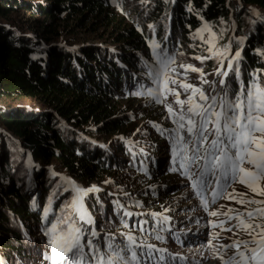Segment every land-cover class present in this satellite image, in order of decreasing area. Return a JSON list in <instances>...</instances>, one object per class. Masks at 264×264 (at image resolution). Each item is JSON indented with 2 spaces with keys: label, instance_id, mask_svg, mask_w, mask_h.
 <instances>
[{
  "label": "trees",
  "instance_id": "obj_1",
  "mask_svg": "<svg viewBox=\"0 0 264 264\" xmlns=\"http://www.w3.org/2000/svg\"><path fill=\"white\" fill-rule=\"evenodd\" d=\"M111 1L0 0V101L7 103L0 104V128L4 131L0 135L2 264H47V230L52 224L58 225V231L66 228L65 222L77 226L76 220H68L65 210L71 193L62 189L64 181L48 169L52 163L56 173L83 188L97 185L118 194L115 198L100 193L85 201L100 232L108 236L117 233L116 241H124L125 234L141 240L130 229L135 225L159 233L161 223L155 217L130 219L117 202L136 211L135 199L142 197L153 206L158 190H150L157 172L154 156L158 149L166 157L170 154L167 136L172 139L173 132L158 128L161 107L153 100L143 101V94H134L154 84L149 67L159 65L150 47L153 40L174 57L169 71L191 64L205 75L219 66L228 51H240L239 59L232 61L239 67V78L230 71L225 79L230 98L241 84L247 87L253 80L258 85L264 82V22L245 11L231 12L229 0H122L118 8ZM241 2L248 9L264 10V0ZM22 12L58 21L89 19L106 29L114 48L70 50L63 44L53 45L50 25L34 38L12 18ZM203 24L215 34L212 53L198 36ZM232 33L241 40L231 39ZM217 52L222 55H215ZM188 58H192L190 62ZM219 78L215 80L217 93ZM203 90L209 93L207 85ZM26 99L33 103H14ZM153 140L163 142L167 151L162 145H157L158 149L151 146ZM206 146H202L201 155ZM29 156L37 168H31ZM31 186L37 190L36 208L31 207ZM106 237L99 236L98 242L106 243ZM82 238L86 242L88 236Z\"/></svg>",
  "mask_w": 264,
  "mask_h": 264
},
{
  "label": "snow or ice",
  "instance_id": "obj_2",
  "mask_svg": "<svg viewBox=\"0 0 264 264\" xmlns=\"http://www.w3.org/2000/svg\"><path fill=\"white\" fill-rule=\"evenodd\" d=\"M146 2V0H145ZM152 28V25L148 26ZM203 30H208L210 39L208 51L213 52L212 38L215 34L211 32L208 25ZM199 31L202 30H198ZM153 54L159 65L158 68L149 67V75L155 88H146L143 93L135 95H147L154 97L156 103H162L161 96L167 100L168 94L176 96L175 104L179 106V113L174 111L172 104H167L166 109L170 117H178L173 120L176 128L172 131L174 142V162L178 168L172 170H183L182 174L190 180V187L195 195L199 197L205 210L209 204H215L218 199L226 198L230 201L245 205H264V199H245V193H239L235 189L231 192L226 190L233 182L246 186L253 194L264 197V82L259 85L253 80L252 84L240 85L237 92L231 94L229 84L225 79H220L221 90L216 92L215 82L201 79V84H207L212 88L211 93H206L202 88L186 81H178L169 76L170 64L174 63V57L170 56L166 48L153 40L150 44ZM160 51L157 52L156 50ZM222 55V53H214ZM240 52L228 60L226 66L221 61V71L218 67L216 74L221 77H229L230 71L239 78V67L233 64L238 60ZM197 60L208 59V57H196ZM179 67L185 72L200 73L202 70L191 65L180 64ZM175 72V69H171ZM163 78V79H161ZM161 84L163 85L161 87ZM169 84L178 85L187 93L186 99H180V92ZM143 87V86H141ZM181 132L184 134L181 135ZM211 137V139H210ZM203 147L204 155H201ZM195 167V171L192 169ZM191 172V175L189 173ZM215 185L216 187H211ZM75 187V186H74ZM211 188L212 200L206 198ZM219 189V190H218ZM78 196L76 203L79 204L80 197L90 192L99 191L95 186L88 189L75 188ZM239 197V198H238ZM83 205L80 204L82 209ZM234 212L235 215H229ZM125 216H132L131 212H125ZM212 217L223 215L226 220L219 224H212L213 228L219 227L222 231L239 232L247 234L249 239H236L228 244H213V240L219 237L217 233L207 241V247L215 249L214 258L220 259L221 264H264V207H256L251 210L238 211L228 208L225 212L213 210L209 212ZM80 221L91 224V218L81 211ZM167 217L160 222V231H164L163 223ZM235 221L236 223H232ZM66 228L58 231V225L52 224L47 230L50 239L49 254L46 259L51 264H147L155 260L154 252H159V260H165L163 249H156L154 245L138 243L131 234H125L124 241H116L114 237H106V243H97V233L92 231L90 239L82 243L85 236L84 229L75 223L65 222ZM147 225V221L144 222ZM225 224L229 226L225 227ZM124 227L129 225L125 222ZM141 232L147 231L146 227H140ZM160 237L157 235V239ZM221 250H231L232 255L225 258ZM2 264V262H0Z\"/></svg>",
  "mask_w": 264,
  "mask_h": 264
},
{
  "label": "rangeland",
  "instance_id": "obj_3",
  "mask_svg": "<svg viewBox=\"0 0 264 264\" xmlns=\"http://www.w3.org/2000/svg\"><path fill=\"white\" fill-rule=\"evenodd\" d=\"M122 0H112L111 3L114 7L118 8L121 4ZM229 8L231 12H239V11H245L247 14L251 16H261L264 18V10H260L257 8H246L241 0H229ZM13 20L16 22V25L18 27L23 28L26 30L28 28L27 33L31 34L34 38H38L45 29V26L50 25V29L52 31L51 34H49V37L52 39L51 44H63L69 47L70 50L81 48V47H88V46H97L101 48H108L113 49L114 46L109 42L108 34L106 33V29L98 28L99 25L94 24L93 21H89V19L81 22L80 17H73L66 21H58V20H51V19H44L42 17H32L28 13H18L12 16ZM257 19V18H256ZM259 20V19H258ZM206 24H203L198 30L199 31L198 36L199 38L206 42L210 39V33L208 30H203L204 26ZM198 32V31H197ZM212 32V31H211ZM213 33V32H212ZM231 39L235 40H241V37H237L236 34L232 33L230 35ZM212 44L214 45V38H212ZM240 52V51H238ZM236 52H230L228 51L225 54V57L222 59L224 61V65L226 66L229 59H231ZM192 58H188L189 62ZM221 68V71H224L225 68L221 67V62L219 66ZM217 67V68H218ZM215 68L213 71L208 72L205 75H201L200 73H192L191 71L185 72L184 69H178L175 68V72L169 71V76H171L173 79H176L178 81H186L187 83H191L198 87H203L207 84H201V79H207L209 81H214L216 85V79L219 77L216 74ZM202 70V69H201ZM202 73H205L202 70ZM226 79V77H221L218 79V85L220 79ZM163 79V78H161ZM150 86V85H149ZM148 88H155L156 85L152 84L151 87ZM163 85L161 84V87ZM208 86L209 93L212 92V89ZM169 87L175 88L177 91H179L180 99H186L187 93L183 91V89H180L178 85H172L169 84ZM206 88V87H205ZM221 90V87H220ZM220 90H218L220 92ZM176 96L172 94H168L167 100L164 99V96H161L162 103H157L161 107V112L163 113V116L161 117V123L158 124V128L164 129L166 127L167 129L170 128V130H173L176 128V124L173 123V120L178 117H170L166 105L172 104L174 111L179 113V106L175 104ZM142 100H153L155 102L154 97H149L147 95H143ZM14 103H21L24 105H30L33 103L32 100L26 99L22 100L21 102H14ZM1 105L7 104L5 101H0ZM13 104V103H12ZM123 109H126V107H123ZM54 109H51L50 111H53ZM166 129V131H167ZM173 132V131H172ZM2 133H0L1 135ZM184 133L181 132V135ZM175 135V132H173L172 137ZM169 136V135H168ZM167 136V140L169 141L171 145L170 154L168 157H166L163 152H161L156 146L162 147L164 144L163 142H158L157 144L151 143V146H155L158 149L157 154L154 156V169L156 172V178L153 180L150 190L156 191V200L153 202L154 205L150 206V204L145 203V199L140 197L135 199L137 207L136 211H132L131 213L133 215L139 216V217H145L150 215H156L161 217H167L170 218L173 222L174 229L179 230H185V232L190 233L191 231L198 234L199 239L197 242L194 241H188L185 244H180L179 236H176L174 233L171 232V234H166L162 231H159V233H149L147 232H141L140 226L136 227H130L131 231L133 233H136L140 237V241L144 243H154L158 244L163 247H167L171 252L172 255L177 253L180 254L182 258H185V261L182 262L181 260H177L176 258H173V256L165 257V260L162 262L159 260V257H156L157 260H152L147 262V264H221L220 259L214 258V251L215 249L207 247V241L211 239L213 236H215L217 233L219 234V237L215 240H213V244L220 245V244H228L233 240L236 239H242L247 240L249 237L244 232H239L236 235H234L232 232H225L222 231L219 227L213 228L212 224H219L221 220H226V217L223 215L218 217H212L209 215L210 211L218 210L220 212H225L228 210V208H233L238 211H246L254 209L258 206L264 207V205H245L241 206L235 201H230L226 198H220L217 200L215 204H209L208 209L205 210V208L202 206L199 197H197L194 193V191L190 187V180L187 176L182 174L183 170H177L173 171L172 169L174 167L178 168V164L174 162L175 158V150H174V142L173 139H170ZM133 138V137H132ZM94 142L98 143L99 145L106 147V143L103 141H97L93 139ZM127 141V140H125ZM131 144L137 146L138 149H141L145 151L144 147H140L139 144H137L136 140H131ZM162 145V146H161ZM162 149H164V152H166V148L163 146ZM160 151V152H159ZM146 156H149L148 153H146ZM54 163H52L48 169L51 171V173L59 178H61L66 187H63L64 191L66 192L67 189L71 193L70 200L65 205V210L68 211V220H76L77 226L82 227L85 232V236H88L87 239L92 238L91 233L92 231H95L98 236H107L108 234L104 232H100L97 229V223L96 219L92 212H90L91 221L95 224H87L85 221L79 220V213H78V204L76 203L77 200V192L75 190L76 187L82 188V189H88L83 188L78 182L74 181L73 179L65 176L61 173H56L53 170ZM36 166V165H35ZM37 168V167H36ZM196 169L193 167L192 171L194 172ZM191 175V172L189 173ZM118 180L123 181V178H119ZM75 186V187H74ZM95 186L99 189V191L90 192L87 195H83V203H85L86 199L91 196H97L100 193H108L115 198L118 197V194L111 193L110 191H107L106 188H103L101 186L92 185L90 187ZM89 187V188H90ZM211 187H216L215 185H212ZM233 189H235L239 193H245V199H264V197L257 196L253 194L246 186L241 185L237 182H233L230 187L226 190L227 192H231ZM30 193H32V203L31 207L36 208L37 204V190L35 186L30 187ZM219 190V189H218ZM124 195H129V192H123ZM132 197V196H131ZM206 198L211 201V188L209 192L206 194ZM239 198V197H238ZM49 211L46 210L44 213L47 214ZM132 215V216H133ZM229 215H235L234 212H230ZM257 223H264V221L257 220L255 221ZM233 224L236 223L235 221L232 222ZM229 226L228 224H225V227ZM135 228V229H134ZM152 232V231H150ZM123 233V232H122ZM124 234V233H123ZM117 233H113L112 236L115 237ZM157 235L160 237L157 239ZM192 238V236H191ZM190 238V239H191ZM96 242H98V239L96 238ZM85 243V242H84ZM221 254L227 258L228 256L232 255L231 250H221ZM39 262H35L33 264H37ZM44 264V262L40 263ZM47 264H51V262L48 260Z\"/></svg>",
  "mask_w": 264,
  "mask_h": 264
},
{
  "label": "water",
  "instance_id": "obj_4",
  "mask_svg": "<svg viewBox=\"0 0 264 264\" xmlns=\"http://www.w3.org/2000/svg\"><path fill=\"white\" fill-rule=\"evenodd\" d=\"M255 18L259 19L261 22H264V18L261 16H254ZM4 131L0 128V133H3ZM30 162H32L31 157L29 156ZM34 165H32L33 167Z\"/></svg>",
  "mask_w": 264,
  "mask_h": 264
}]
</instances>
